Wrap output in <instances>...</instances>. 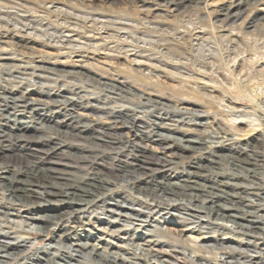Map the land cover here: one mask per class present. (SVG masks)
<instances>
[{"label":"rangeland","instance_id":"374dc122","mask_svg":"<svg viewBox=\"0 0 264 264\" xmlns=\"http://www.w3.org/2000/svg\"><path fill=\"white\" fill-rule=\"evenodd\" d=\"M238 2H247L242 8L244 13L240 19L221 21V17H215L217 11L225 10ZM253 2L255 5H252ZM202 3L203 5L197 4L196 0H91L90 3L85 0H0V12L3 17L11 16L15 21L19 19L18 23H28L37 31V33L33 32V36H27L26 33L20 31L18 33L8 32L2 28L0 41L5 44L0 43V51L4 52L0 55V58L3 59H0V63L5 66L10 63L23 66L29 64L33 67L46 68L49 71L50 68H53L52 73L39 74L40 72H36L37 75L48 77L46 81H50L53 85L51 87L53 92L71 81L70 76L65 74L67 71L86 72L90 75L104 77L106 79L104 81H107L108 84H115L118 82V80L113 81L116 80L114 79L116 75L127 79L130 75L126 71L130 69L142 80L136 83L127 82L122 86L129 88L131 94L136 95L135 97L130 95L115 96L103 91L96 84L85 85L80 80L84 79L82 75L77 78L79 80L77 82L80 84H76L79 86L78 88L89 91L92 96V99L89 100L90 103L106 101L107 113L111 112L109 107L115 103L133 110L140 116L139 122L142 123L143 128L149 127L152 121L177 125V129H179L174 135L183 137V135H190L189 130L194 128L188 124L197 122L204 127L200 128L202 133L200 130L197 132L198 127L196 130L193 129L192 137L203 136L208 141H215L221 134L211 125H218L235 137L233 142L236 147L233 151L234 157L245 158V154L240 150L245 147L247 153L254 147L258 156L264 157V23L262 21L264 0H203ZM11 7H14L16 11L10 12ZM83 17L108 21L109 31L107 34H102L100 31L98 35L95 34L96 32L93 34L92 30L86 29V25L83 24ZM248 18L255 19L256 23L253 26L245 25L239 28V24ZM119 23L126 24V26H121ZM0 26H3L2 23ZM96 27L98 28V25ZM18 28H20L19 25ZM69 30L73 31L69 32ZM117 30L121 33L119 34ZM230 31L238 36L237 38L231 36L235 40L233 43L228 38ZM199 32L204 33L202 42L195 40V34ZM63 35H68V37L62 38ZM66 38L76 40L75 44L77 45L82 43L79 46L84 48L80 52L70 53L68 49L64 48L67 44ZM56 41L60 42L57 48L53 46ZM18 43L26 46L18 47ZM74 54L79 56L75 57ZM10 57H13L15 61L9 60ZM134 59L146 61L145 63L152 67H142L136 70V67L130 62ZM43 62L45 63L41 66ZM84 64L86 67H79ZM25 73L31 74L32 70H26ZM132 75L136 77L134 74ZM4 76V71H0V79ZM151 81H155L156 84H152ZM40 89L37 92L44 94L46 89L44 87H40ZM177 90H182L183 95H175L174 92ZM14 91H18L19 95L24 90L18 87ZM140 93L145 98L154 99L164 105L153 104L152 101L142 99L138 97L141 95ZM30 95L35 97L33 93ZM105 96L114 99L109 100ZM119 97H123L120 98L121 102L118 100ZM183 107L192 112L179 110ZM194 110L199 113H193ZM41 114L46 116L45 111ZM198 117L200 118L197 120ZM87 119L91 120L92 116ZM106 119L102 118L103 122L108 120ZM44 120L58 130L62 128L61 132L68 130L65 125L59 124L64 120L61 116L44 117ZM239 121L242 122L239 123ZM67 122L70 123L69 127L78 126L74 120ZM38 126L33 125L35 129L27 130L26 136L31 140H35L32 136L42 134L41 131H36ZM137 130L141 131L142 129L135 127L127 131L135 132ZM213 131L215 132L213 133ZM74 134H77L74 139L58 135V147L60 151H64V154L66 152L75 156L84 155L94 168H112L115 164H126L127 156L125 155L128 154L130 144L128 139H122L125 137L122 134L115 137V140L120 141L123 145L118 143L120 146L117 144V147L112 144L107 149L96 148L92 145L91 132L88 129L80 134ZM19 142L24 143L25 141ZM148 145L154 154L160 151L157 145L153 144L152 146L151 143ZM173 151L180 154L184 160L175 167L173 172H170V175L176 173L179 179H184L185 171L203 172V170L198 171L191 166L192 160L188 159L191 156L190 152L176 148ZM11 153L18 154V149L13 147ZM166 156L170 159L173 158L169 152ZM66 160L73 162L75 159L72 156H67ZM149 162L155 165V161L147 160V167H149ZM203 164L207 165V162ZM220 165L224 173L236 172L229 161L222 160ZM198 176L193 177V180L202 184L218 182L223 177L228 179L225 176ZM156 179H161V176L157 174ZM236 182L246 183L241 179ZM256 183L261 185L264 191V174H261ZM112 190L111 193L109 192V199H111L109 207H115L117 199L120 202L119 205L128 202L125 203L127 206L129 204L127 199H135L147 205L152 204L149 200L128 189L117 187ZM145 200H147L146 203ZM18 208L20 207L18 206ZM53 209L52 212L47 213L73 210L71 206L66 205H56ZM25 210V208H21V215L31 216L37 213L34 208L29 207L27 211ZM194 210L200 212L199 209ZM160 212L162 214L156 213L148 218L150 225L157 224L159 227L156 228L158 229L152 233L146 232L148 236L132 235L133 232H131L130 235L134 236L133 240H126L127 235L119 232L124 228L123 226H126V223L118 222L115 215L107 211L104 215L86 213L84 215L86 218L81 220L82 223H79V220L77 222L75 218L70 220L69 217L60 219L57 224L52 226L46 223L45 225L50 227L47 235L38 233L37 228L40 227L41 222L38 223L39 225L35 223L27 225L20 219H18L19 221L15 219L17 221L14 220V222L20 224H17L18 227L14 228L15 226H13L11 230H3L8 233L13 232L15 236L26 237L30 243L26 245L25 251L17 254L7 264L29 262L36 251L55 246V241H52L51 237H57L63 232H70V240L61 242L75 243L80 237L81 242L95 246L104 256L110 255L112 252L117 253L120 258L135 264L158 263L156 261H162L163 264H220L217 257L221 247L237 248L240 244L239 237L241 235L238 233L234 234L225 228L211 232L197 227L198 223L193 215L188 216L190 209H171L167 213ZM82 216L77 214L76 218ZM153 217H156L157 220L153 221ZM189 222H192L193 225ZM237 222L246 223L239 218ZM225 225L228 228L233 226L231 223H225ZM191 227L197 228L189 230L188 228ZM146 229L154 230L151 227ZM73 230H75L74 233ZM176 234L180 235L179 239L182 242L186 240L184 244L179 241ZM194 243L200 245L201 243H214L210 247L215 249L205 252L200 248L199 250L197 247L189 246ZM240 246L243 245L240 244ZM250 248L249 250L252 251L255 247ZM10 250L17 252L18 246ZM240 250L244 252L241 248ZM189 252L198 256L200 261L191 260L188 257ZM261 256H264V251Z\"/></svg>","mask_w":264,"mask_h":264},{"label":"bare ground","instance_id":"6f19581e","mask_svg":"<svg viewBox=\"0 0 264 264\" xmlns=\"http://www.w3.org/2000/svg\"><path fill=\"white\" fill-rule=\"evenodd\" d=\"M196 1L197 4L203 5V0ZM85 2L90 3L91 0H85ZM246 3L238 2L234 6L225 8V10L217 11L215 17H221V21L240 19L244 13L242 8ZM252 5H255V2ZM14 11H16L14 7H11L10 12ZM67 16H70V14H67ZM18 20L15 21L11 16L3 17L2 12H0V23L3 25L0 26V30L3 28L4 31H15V33L20 31L26 33L27 36H33V32L37 33L31 25L18 23ZM262 21L264 23V16ZM82 22L86 25V29L92 30L93 34L96 32L95 34L98 35L99 31L102 34H107L109 31L108 21L83 17ZM255 23V19L248 18L245 22L240 23L238 27L253 26ZM119 24L126 26V24ZM18 25L20 28H18ZM71 31L73 30H69V32ZM40 36L42 35L40 34ZM229 36L226 37L230 38L231 43L235 41L231 36L238 37L232 31L229 32ZM65 37H68V35L62 36V38ZM195 40L204 41V33L195 34ZM0 43L2 44L1 41ZM66 43L64 48L68 49L70 53L80 52L84 48L79 46L82 43L77 45L75 44L76 40L70 38H66ZM58 44L60 42L56 41L53 46L57 48L59 47ZM20 46L26 45L18 43V47ZM29 48L33 49L32 47ZM0 52V55L4 54V52ZM74 55L75 57L79 56ZM9 60L14 59L10 57ZM130 62L136 67V70L142 67H152V65L145 63L146 61L139 59ZM79 67H86V65ZM30 69L32 70L31 74L25 73L26 70ZM0 71H4L5 74L0 79V196H4L3 198L0 197V202L3 203H0V264H7L13 260L17 254L19 255L25 251L26 245L30 243L26 237L15 236L13 232L8 233V231L3 230H11L13 226H15L14 228L18 227L20 224L14 222L15 219H20L27 225L32 223L39 225L38 223L41 222L40 227L37 228L38 233L47 235L50 227L45 225L46 223L52 226L64 217H69L70 220L75 218L77 222L79 220V223H82L81 220L86 218L84 216L86 213L92 212L104 215L107 211L115 215L118 222L126 223V226H123L124 228L119 232L127 235L126 240H133L134 236L132 237V235L148 236L146 232L152 233L158 229L156 228L159 227L157 224H154L155 226L150 225L149 216L156 213L162 214L160 211L167 213L171 209H190L188 216L192 214L194 219L197 220L198 224L196 226L202 229L217 232L225 228L234 234L241 235L239 242L243 246L239 244L237 248L221 247L217 257L220 264H262L264 262V256H261L264 251L262 249L264 246V203H262L264 202V191L262 186L256 183L261 174H264V157L258 156L256 148L253 147L248 153L246 147L240 149L241 153L245 154V158L234 157L233 151L236 147L233 142L235 137L218 125H211L218 129L221 134L215 141H208L203 136L192 137V131L193 129L196 130V127L199 128L197 132L200 130V133H202L201 130L204 126L197 122L188 124L194 128L189 130L190 135H183V137L174 135L179 129H177V125L152 121L149 127L145 126L143 128L142 123L139 122L140 116L133 110L115 103L109 107L111 112L107 113L106 101V103L103 101L90 103L89 100L92 99V96L89 91L82 90L77 86V84H80L77 82L79 81L77 78L82 75L84 79H79L85 85L96 84L103 91L115 96L130 95L135 97L136 95H132L129 88L122 86L127 82L136 83L142 80L130 69L126 71L130 75L127 79L116 75L114 78L116 80L113 81L118 80V82L115 84H108L107 81H104L106 80L104 77L90 75L86 72L67 71L65 74L70 76L71 81L56 92L52 91L51 87L53 85L50 81H46L47 76L36 74V72H40L39 74L52 73L53 68H50L49 71L46 68L33 67L29 64L23 66L10 63V65L5 66L0 63ZM151 83L156 84L155 81H151ZM18 87L24 90L19 95L18 91H14ZM40 87L46 89L44 94L37 92L41 90ZM32 93L35 97L30 95ZM174 93L177 96H182L184 92L177 90ZM140 94L138 97L142 99L152 101L153 104L160 103L164 105V103L145 98L142 93ZM42 97H45V99H42ZM105 98L114 99L108 96H105ZM120 98L123 97H119V102H121ZM76 110H79V112ZM179 110L190 111L186 107L179 108ZM44 111L46 116L41 114ZM194 112L199 113L195 110ZM49 116L51 118L63 117L64 120L59 124L65 125L68 130H62L61 132L62 128L58 130L47 123L44 117ZM89 116H92L91 120H89L90 118L87 119ZM102 118L108 120L106 119L107 121L103 122ZM70 120L76 121L78 126L81 125L79 126L80 129L78 126L69 127L70 123L67 121ZM241 122L239 121V123ZM33 125H39L36 131L42 132V134L32 136L35 140H31L26 136L29 128L35 129ZM135 127L142 130L127 131ZM87 129L91 132L92 145L96 148L107 149L108 146L110 147L112 144L117 146L118 143L123 145L120 141H116L115 137L121 136V134L125 136L126 138L123 137L122 139H128L130 144L128 154L125 155L127 156L126 164H115L112 168H94L84 155L75 156L65 152L67 156H72L75 159L73 162L66 160L67 156L64 151H60L58 147V135L74 139L77 137V134L74 133L80 134ZM22 140L25 142L20 143L19 141ZM149 143L152 146L153 144L157 145L160 151L158 150L159 152L154 154L149 148ZM13 147L18 149V154L11 153ZM175 148L190 152L191 156L188 159L192 160L191 166L198 171L203 170V172L185 171L184 179H179L176 173L170 175V172H173L175 167L184 160L180 154L173 151ZM167 152L171 154L172 159L166 156ZM147 160L155 161V165L149 162V167H147ZM222 160L229 161L236 172L224 173L220 165ZM204 162H207L208 166L204 165ZM157 174L161 176V179H156ZM198 175L225 176L228 179L223 177L218 182L213 181L210 184H202L193 180V177H199ZM239 179L246 181V183H237L236 181ZM117 187L128 189L132 193L149 200L152 204L147 205L135 199H127L126 201H129V204L126 206L125 203L128 202L119 205L120 202L117 199L115 200V207H109L110 193L113 191L112 189ZM147 200H145V203ZM56 205L71 206L73 210L47 213L52 212L53 207ZM29 207L34 208L37 213L31 216L21 215V208H25V211H27ZM194 209H199L200 212ZM74 214L75 216H72ZM77 214L83 216L76 218ZM238 218L246 223L237 222ZM156 220V217H153V221ZM189 223L193 225L192 222ZM225 223H231L233 226L228 228ZM148 227L154 228V230L146 229ZM197 227L188 229L194 230ZM74 232L75 230H73ZM131 232H133L132 235H130ZM167 232L169 231L167 230ZM69 234L70 232H63L57 237H51V240L55 241V246L36 251L29 262L24 261L21 264H135L120 258L117 253L112 252L110 255L104 256L95 246L81 242L80 237L77 238L75 243L61 242L63 240L69 242ZM175 236L178 239L180 237L178 234ZM179 241L184 244L186 240L182 242L179 239ZM212 245L214 243H201V245L194 243L189 246L211 252L212 249H215L210 247ZM17 246V252L10 250ZM250 247L255 248L251 251L249 250ZM240 248L244 252H241ZM188 257L191 260L200 261L193 252H189ZM156 262L158 263L153 262L151 264H163L162 261Z\"/></svg>","mask_w":264,"mask_h":264}]
</instances>
